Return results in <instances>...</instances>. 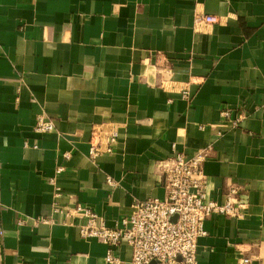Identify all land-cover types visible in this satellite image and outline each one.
Here are the masks:
<instances>
[{
	"label": "crops",
	"instance_id": "crops-1",
	"mask_svg": "<svg viewBox=\"0 0 264 264\" xmlns=\"http://www.w3.org/2000/svg\"><path fill=\"white\" fill-rule=\"evenodd\" d=\"M226 107L246 114L237 127ZM42 114L53 130H34ZM97 127L117 139L93 160ZM174 144L210 147L213 199L236 184L248 200L241 218L206 219L198 264H264V0H0V264H108L107 245L54 203L113 226L136 200L165 197L159 162ZM115 252L129 264L130 245Z\"/></svg>",
	"mask_w": 264,
	"mask_h": 264
},
{
	"label": "built area",
	"instance_id": "built-area-1",
	"mask_svg": "<svg viewBox=\"0 0 264 264\" xmlns=\"http://www.w3.org/2000/svg\"><path fill=\"white\" fill-rule=\"evenodd\" d=\"M200 21L215 24L220 21L218 15L203 13ZM183 96L189 99L191 93L186 87ZM224 120L237 127L245 118L242 110L226 107L221 111ZM55 122L51 117L38 115L34 130L40 133L51 131ZM101 129L94 128L90 145V157L94 160L102 153H111L117 139V132L111 130L108 141L104 144ZM222 133L219 132V135ZM210 155V147H204L193 155H186L173 145L171 156L159 162L164 175L166 195L163 198L147 197L136 200L132 211L120 217L115 225L108 226L92 207L80 202H55L53 212L63 215L65 222L75 225L84 239H97L107 245L105 259L108 264H122L115 248L127 243L132 248L129 264H198V241L206 235L205 221L214 213L241 218L248 208V200L239 185H231L225 200L220 202L210 195L209 180L204 170V163ZM62 168H58L61 172ZM107 181L114 185L111 176ZM55 196L61 195L56 179ZM176 217V218H174ZM51 220V219H50ZM46 220L45 221H50ZM22 225L24 220L20 219ZM4 234L0 228V236ZM249 256L241 259L242 264H250Z\"/></svg>",
	"mask_w": 264,
	"mask_h": 264
},
{
	"label": "water",
	"instance_id": "water-1",
	"mask_svg": "<svg viewBox=\"0 0 264 264\" xmlns=\"http://www.w3.org/2000/svg\"><path fill=\"white\" fill-rule=\"evenodd\" d=\"M174 218H176V217H174ZM156 262L154 261V262H152L151 264H155Z\"/></svg>",
	"mask_w": 264,
	"mask_h": 264
}]
</instances>
